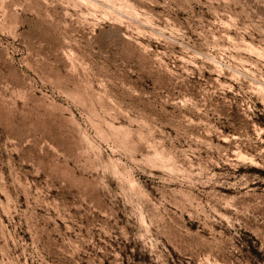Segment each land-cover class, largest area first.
<instances>
[{"label": "rangeland", "instance_id": "obj_1", "mask_svg": "<svg viewBox=\"0 0 264 264\" xmlns=\"http://www.w3.org/2000/svg\"><path fill=\"white\" fill-rule=\"evenodd\" d=\"M0 264H264V0H0Z\"/></svg>", "mask_w": 264, "mask_h": 264}]
</instances>
